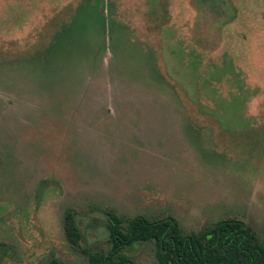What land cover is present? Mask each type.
<instances>
[{"label": "rangeland", "instance_id": "374dc122", "mask_svg": "<svg viewBox=\"0 0 264 264\" xmlns=\"http://www.w3.org/2000/svg\"><path fill=\"white\" fill-rule=\"evenodd\" d=\"M109 211L264 242V0H0V264H90Z\"/></svg>", "mask_w": 264, "mask_h": 264}, {"label": "trees", "instance_id": "16d2710c", "mask_svg": "<svg viewBox=\"0 0 264 264\" xmlns=\"http://www.w3.org/2000/svg\"><path fill=\"white\" fill-rule=\"evenodd\" d=\"M107 219L109 249L80 247L90 264H135L125 250L141 242L154 245L157 264H264V242L237 218L221 219L188 233H183L170 215L153 219L136 215L124 223L109 211ZM63 227L69 243L78 246L82 233L75 212L65 214ZM4 247L0 242V248ZM46 264L63 263L52 258Z\"/></svg>", "mask_w": 264, "mask_h": 264}]
</instances>
